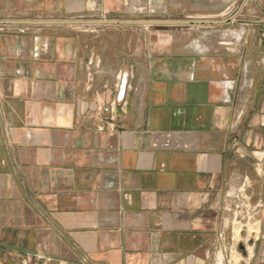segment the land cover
<instances>
[{
    "label": "crops",
    "instance_id": "obj_1",
    "mask_svg": "<svg viewBox=\"0 0 264 264\" xmlns=\"http://www.w3.org/2000/svg\"><path fill=\"white\" fill-rule=\"evenodd\" d=\"M230 1L0 0V264H264V0Z\"/></svg>",
    "mask_w": 264,
    "mask_h": 264
},
{
    "label": "rangeland",
    "instance_id": "obj_2",
    "mask_svg": "<svg viewBox=\"0 0 264 264\" xmlns=\"http://www.w3.org/2000/svg\"><path fill=\"white\" fill-rule=\"evenodd\" d=\"M216 4H217V11L220 10L221 8V3L226 1V0H215ZM242 2V0H232L230 1L226 8H223L220 14H217V17H220L222 15L225 16H229L230 14H232V12L235 10V7H237L240 3ZM253 2V1H252ZM217 21V20H216ZM209 30H213L214 32L212 33L211 37H213L215 39V43L218 41H225V42H232L229 45H221L222 48L228 47V48H234L235 45L237 44V40H239V38H234L233 39H225V38H221V35L224 34H239L240 32L238 31V26L235 23H231V24H225V23H217L215 26H211L208 28ZM224 43V44H227ZM220 46V45H219ZM248 211H247V215L245 213V210H243V212H241L240 214H238V218L233 220V227L235 229L237 238L240 240L241 236L240 234L244 235L247 231L250 233L251 230L253 231V229L258 230V224L261 222V217H264V206H262L261 204L259 205H254L251 202H248ZM249 216V218H248ZM241 217H244V219H242ZM242 229V230H241ZM242 242V241H241Z\"/></svg>",
    "mask_w": 264,
    "mask_h": 264
},
{
    "label": "water",
    "instance_id": "obj_3",
    "mask_svg": "<svg viewBox=\"0 0 264 264\" xmlns=\"http://www.w3.org/2000/svg\"><path fill=\"white\" fill-rule=\"evenodd\" d=\"M90 22V21H89ZM96 23H109V24H190V23H218V21H130V20H108V21H97ZM240 249H244V245H239Z\"/></svg>",
    "mask_w": 264,
    "mask_h": 264
},
{
    "label": "built area",
    "instance_id": "obj_4",
    "mask_svg": "<svg viewBox=\"0 0 264 264\" xmlns=\"http://www.w3.org/2000/svg\"><path fill=\"white\" fill-rule=\"evenodd\" d=\"M248 199L247 198H242V201L241 202H238V204L235 205V209L237 210V213L235 215L236 218L234 219H237L238 218V214H240L241 212H243L244 209L245 210V213L247 215V211H248ZM242 219H244V217H241ZM249 218V216H248Z\"/></svg>",
    "mask_w": 264,
    "mask_h": 264
},
{
    "label": "bare ground",
    "instance_id": "obj_5",
    "mask_svg": "<svg viewBox=\"0 0 264 264\" xmlns=\"http://www.w3.org/2000/svg\"><path fill=\"white\" fill-rule=\"evenodd\" d=\"M221 36H222L221 38H225V39L227 38L228 40L229 39L230 40L231 39L235 40L234 38H236V39L239 38V34H237V33H235V34H233V33H231V34H224V35H221ZM222 43L224 44V43H227V42H225V41L223 42L222 41Z\"/></svg>",
    "mask_w": 264,
    "mask_h": 264
}]
</instances>
